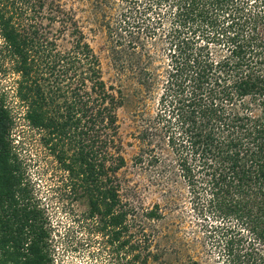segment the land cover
Wrapping results in <instances>:
<instances>
[{
    "label": "trees",
    "instance_id": "1",
    "mask_svg": "<svg viewBox=\"0 0 264 264\" xmlns=\"http://www.w3.org/2000/svg\"><path fill=\"white\" fill-rule=\"evenodd\" d=\"M90 3L118 84L104 80L71 9L58 0H0V39L22 110L0 95V264H59L16 118L60 172L54 192L85 204L74 220L86 252L108 264H161L148 225L164 217L161 205L142 207L120 174L127 159L117 111L127 72L139 96L132 163L186 189L183 203L201 230L193 236L201 255L194 250L189 264H264V0Z\"/></svg>",
    "mask_w": 264,
    "mask_h": 264
},
{
    "label": "rangeland",
    "instance_id": "2",
    "mask_svg": "<svg viewBox=\"0 0 264 264\" xmlns=\"http://www.w3.org/2000/svg\"><path fill=\"white\" fill-rule=\"evenodd\" d=\"M58 1L66 8L71 9L80 20L92 48L100 58L104 80L108 84H118L119 71L111 56L110 43L106 41L103 29L96 22L97 16L91 10L90 0ZM1 41L0 39V95L3 96L5 103L14 113L21 112V105L14 97L17 75L12 73L10 61L4 57ZM122 80L126 99L123 106L118 109L117 116L127 165L120 174L128 179L129 185L136 186L137 201L142 207L151 208L155 202L161 205L164 217L160 220L148 221L149 231H152L154 235L153 245L158 255L157 262L161 264H189L191 258H198V254L196 256V253H193L194 250L201 253V248L193 240L194 233L199 231L200 234L201 232L200 223L193 216L192 208L188 203H183L182 198L183 195H186V189L180 185L179 181L170 186L167 185L163 176L159 179V173L153 169L142 170L133 166L132 157L138 151V143L134 139L133 133L139 127V122L134 117L139 96L134 93L137 85L130 72L125 73ZM155 104V100H150L147 103L148 111L152 113ZM16 122L20 135L25 138L27 136L28 139L27 144L29 145H25V148L27 152L31 151L32 155H26L27 152L23 151L28 163L27 179L31 181L34 201L44 204L47 209L46 212L52 227L51 244L54 245L56 261L59 264H108V257L100 255L95 260L91 254L86 252V236L84 231L79 229L78 222L74 220L85 210V204L82 201H74L64 194L54 192V185L60 183V172L55 168L52 159L46 157L40 150L35 132L27 127L22 118H16ZM22 130L24 131L22 132ZM24 141L26 143V139ZM168 186L172 187V197L163 196L164 192L168 193ZM170 200H173V205L165 207L164 204ZM202 264H205L204 261Z\"/></svg>",
    "mask_w": 264,
    "mask_h": 264
}]
</instances>
